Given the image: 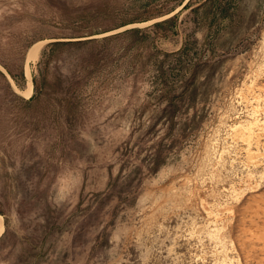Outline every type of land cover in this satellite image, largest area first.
Listing matches in <instances>:
<instances>
[{
	"label": "rangeland",
	"instance_id": "rangeland-1",
	"mask_svg": "<svg viewBox=\"0 0 264 264\" xmlns=\"http://www.w3.org/2000/svg\"><path fill=\"white\" fill-rule=\"evenodd\" d=\"M0 264H264V0H0Z\"/></svg>",
	"mask_w": 264,
	"mask_h": 264
},
{
	"label": "bare ground",
	"instance_id": "bare-ground-1",
	"mask_svg": "<svg viewBox=\"0 0 264 264\" xmlns=\"http://www.w3.org/2000/svg\"><path fill=\"white\" fill-rule=\"evenodd\" d=\"M39 48H40V45H34L31 49H30V57H33V56H35L36 55V53H37V51L39 50ZM38 56V55H37ZM34 58V57H33ZM28 66V65H27ZM28 68V67H27ZM29 69V68H28ZM28 74H30L29 72H27ZM31 83V82H30ZM29 83V84H30ZM29 89H31V87L29 88ZM28 89V90H29ZM27 92V91H26ZM24 94V93H23ZM30 94V93H29ZM251 127V126H250ZM250 129V128H249ZM249 132L251 131V130H248ZM249 134V133H248ZM2 219V218H1ZM2 223V222H1ZM3 224V223H2ZM3 227V226H2ZM1 227V228H2ZM2 231V230H1Z\"/></svg>",
	"mask_w": 264,
	"mask_h": 264
},
{
	"label": "trees",
	"instance_id": "trees-1",
	"mask_svg": "<svg viewBox=\"0 0 264 264\" xmlns=\"http://www.w3.org/2000/svg\"><path fill=\"white\" fill-rule=\"evenodd\" d=\"M58 42H60V41H56V42H54V43H58Z\"/></svg>",
	"mask_w": 264,
	"mask_h": 264
}]
</instances>
